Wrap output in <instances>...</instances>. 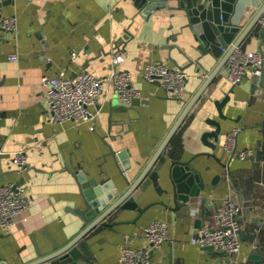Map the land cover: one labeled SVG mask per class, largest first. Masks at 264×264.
I'll use <instances>...</instances> for the list:
<instances>
[{
  "label": "crops",
  "instance_id": "0c3cea01",
  "mask_svg": "<svg viewBox=\"0 0 264 264\" xmlns=\"http://www.w3.org/2000/svg\"><path fill=\"white\" fill-rule=\"evenodd\" d=\"M11 1L0 8V186L12 183L21 188L29 205L10 230L0 226V264H25L38 257L37 249L47 254L54 243L65 245L87 226L72 212L85 207L75 173L110 179L125 191L223 56L196 49L187 18L172 6L143 13L135 0ZM14 15L17 33L1 28V20ZM239 47L264 49L259 20ZM117 52L125 57L119 67L133 73L139 97L129 104L109 90L90 107L98 112L94 121L51 120L41 77H73L83 71L102 76L111 70V57ZM13 54L19 59L11 60ZM149 62H163L191 75L181 97L142 77ZM226 65L203 89L151 169L160 173V184L167 187L171 161L193 159L206 182L201 197L207 202L201 204L198 198L191 210H173V202L155 191L148 175L134 196L142 207L152 204L149 209L141 216L122 208L108 215L107 225L100 222L79 241L83 254L78 264H120L125 246L148 247L144 228L155 221L167 223L170 238L152 251V264H220L224 254L192 243L190 234L212 226L214 209L227 196L241 205L240 263L264 264V75H248L233 85ZM227 95L230 100L219 108L217 102ZM234 129H239L237 150L253 151L247 159L225 148ZM111 148L123 153L119 162L127 166L129 183ZM20 150L26 151L29 162L23 174L13 161Z\"/></svg>",
  "mask_w": 264,
  "mask_h": 264
},
{
  "label": "built area",
  "instance_id": "2783aa9c",
  "mask_svg": "<svg viewBox=\"0 0 264 264\" xmlns=\"http://www.w3.org/2000/svg\"><path fill=\"white\" fill-rule=\"evenodd\" d=\"M259 26L264 30V12L259 19ZM1 27L17 33V17L9 16L1 20ZM73 56L75 53L73 52ZM11 60H18L16 54L10 55ZM125 57L114 53L111 57L109 73L96 76L90 72H80L73 77L64 73L57 76L43 75L41 84L46 87V98L50 107V119L55 122L73 121L75 123L94 121L98 112H92L90 107L97 98L114 90L126 103L139 97V90L134 85L133 73L119 66ZM228 79L233 85L238 84L243 77L250 75L261 79L264 75V49L243 50L236 47L227 61ZM142 77L148 82L158 81L161 86L175 98L182 96L191 75L183 69L172 68L163 62L145 64ZM93 128V127H92ZM239 129H234L227 135L226 150L240 159L251 156L252 150H237L236 136ZM13 161L19 174L29 169L25 150L13 154ZM22 189L9 183L0 186V226L10 230L20 221V216L28 207L29 200L21 195ZM201 202V199H198ZM198 209L193 210L196 213ZM241 205L231 196L225 197L216 206L211 227H201L190 234V241L201 247L224 254L220 264H241L238 255L241 251ZM147 248L125 246L120 253V264H152L151 253L163 246L170 238L166 222L155 221L144 228Z\"/></svg>",
  "mask_w": 264,
  "mask_h": 264
},
{
  "label": "water",
  "instance_id": "95a60500",
  "mask_svg": "<svg viewBox=\"0 0 264 264\" xmlns=\"http://www.w3.org/2000/svg\"><path fill=\"white\" fill-rule=\"evenodd\" d=\"M262 1L263 0H135L136 5L142 9L143 13L152 11L156 8L169 6L183 11L184 16L188 20V27L191 28L194 39L197 42L196 49L204 53L211 52L216 57H223L200 91H198L189 102L183 114L163 141L162 145L158 148L150 163L143 170L138 179L133 184H130L125 191H120L110 179L98 181L95 177L88 178L84 172L78 171L75 173V177L80 185L85 207L73 209L72 212L78 214L81 219L86 221L87 226L65 245L59 247L54 243L53 250L47 254L37 249L38 257L25 264H78V259L83 254L78 246L79 241L100 222L107 225L108 222L104 219L108 215L122 208L136 210L139 216H141L149 209L152 204L142 207L134 196L135 191L148 175L153 181L155 191L159 195H168V202H173L174 204L172 207L173 210H178L182 206L191 210L194 199L197 200L198 198H201V204L207 202L205 198L201 197V192L206 188V182L202 171L193 164V159H173L171 161L167 175V181L169 183L167 187H163L160 184V173L157 170L151 169L158 161L171 136L203 89L228 61L234 49L239 47L255 28L264 12V1ZM11 2V0H0V8ZM257 8L258 11L243 29L242 33L239 37L235 38ZM225 50H227L226 53H224ZM156 82L159 83L158 81ZM256 86L257 85L254 84V88H256ZM229 100L230 96L227 95L221 102H217L218 107L220 108L225 105ZM216 125V132H218L219 124L216 122ZM110 151L117 160L119 171L129 183L128 178L124 174V170L127 166L119 162L122 160L123 153H116L113 148H111ZM160 203L167 205L165 201H160ZM196 221L199 222L200 219Z\"/></svg>",
  "mask_w": 264,
  "mask_h": 264
}]
</instances>
